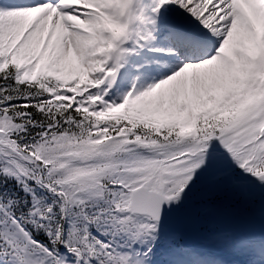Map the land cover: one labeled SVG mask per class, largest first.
Instances as JSON below:
<instances>
[{"label":"snow or ice","instance_id":"obj_1","mask_svg":"<svg viewBox=\"0 0 264 264\" xmlns=\"http://www.w3.org/2000/svg\"><path fill=\"white\" fill-rule=\"evenodd\" d=\"M0 264H264V0H0Z\"/></svg>","mask_w":264,"mask_h":264}]
</instances>
